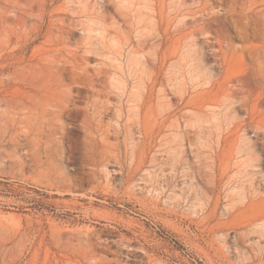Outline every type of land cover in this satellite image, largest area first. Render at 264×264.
I'll list each match as a JSON object with an SVG mask.
<instances>
[{
  "label": "rangeland",
  "instance_id": "374dc122",
  "mask_svg": "<svg viewBox=\"0 0 264 264\" xmlns=\"http://www.w3.org/2000/svg\"><path fill=\"white\" fill-rule=\"evenodd\" d=\"M245 1L209 0L207 13L221 15L220 21L206 17L211 35L196 33L212 75L232 76L234 83L243 76L254 91L243 101L238 90L232 98L238 109L230 112L224 99L203 107L192 100L202 87L182 60L193 52L190 43L182 39L181 51L173 53L176 25L186 19L191 30L193 16L201 17L200 0H0V80L58 56L60 72L48 71L44 81L58 90L59 103L51 102L66 108L40 144L7 119L12 88L0 81V264L239 262L230 248L235 231L229 228L224 241L214 224L232 201L233 185L255 169L245 149L254 146L264 158V101L257 95L264 89L255 83L264 72L252 56L220 69L209 45L221 30L236 47L258 43L251 27L249 37L241 33ZM141 54L152 58L148 70L157 81L149 102L140 97L148 78ZM10 57L21 62L10 65ZM181 85L189 89L182 100L172 91ZM165 91L173 96L169 108L159 97ZM106 102L109 109L99 112ZM218 197L217 216L208 220L203 207H214ZM67 225L95 229L91 255L74 253L76 241L58 240L57 228ZM121 236L134 244L126 247Z\"/></svg>",
  "mask_w": 264,
  "mask_h": 264
},
{
  "label": "bare ground",
  "instance_id": "6f19581e",
  "mask_svg": "<svg viewBox=\"0 0 264 264\" xmlns=\"http://www.w3.org/2000/svg\"><path fill=\"white\" fill-rule=\"evenodd\" d=\"M208 1L209 0H200L202 5L200 9L198 8V10L201 13V17L195 16L194 18L193 16L192 19L194 20L192 22L193 25H192L191 30L186 31L187 29L185 27L187 26L186 19L181 20L180 18L181 20L180 22L182 25L179 22L181 26L177 24L175 27V31H176L175 34H177V31H178L180 37L174 41L173 53H176V51H179L182 48V41H181L182 39L187 40L188 44L190 43L189 45L192 50H190L188 47V51L190 50L193 52L186 54L187 56L182 57L183 58L182 60L187 61V64L190 70L189 72L191 74H196V72L198 73V75H196L195 77V80L197 81L196 86L202 87L201 90L198 88H195V89L200 90V92L192 97L193 101H196V102L200 101L201 103L199 104H202L201 107H203V105L205 104H208L209 106H215V104H217L218 102L220 103V101L224 99V101L229 102V104H227V107H228L227 109L230 112H234L238 108L233 104L232 100L234 99L236 93H238V90H243L245 92V98L242 96L244 98L243 101L247 99L246 97L248 98L251 97L254 91L253 89H249V87H246V84H245L246 82H244V80L242 79L243 76L237 79L239 81V82L237 81L238 83L233 82L232 76L225 77L223 75L224 76L223 80H221L220 77L218 76L215 77V75H212L211 69L213 68L208 67L207 63L204 62V58H205V52L203 51L204 47L198 46L197 44L198 38L196 37L198 35H196V33L199 31L200 33L203 34L208 31L210 32L212 30L210 26L206 24V17H208V19L211 18V21L215 23L219 22L221 18V15L214 13V11L211 13L210 12L207 13L206 4L208 3ZM195 2L197 3V1ZM245 2H247V8L245 9L243 7L245 5H243L242 7H243V10H246L245 19L247 18V23H246L247 25L245 26L243 31L241 30L240 31L242 35L249 37V28L251 27L252 30H250V32H252V35L253 37L256 38V40L258 39V43H252L253 42L252 41L251 43L245 46L236 47L233 44H230L231 42L229 43L226 40L227 39L226 34L221 33V32H224L223 30H221L220 33H217L218 36L214 35L216 43L214 42L213 44H210L209 46H211V48L213 47L214 52L213 51L211 52H213V54L215 55L216 63L220 66V69L226 70L231 62L237 61V59H240V60L243 59L245 61V56L248 58L252 56L253 59L254 57L257 59L260 65L259 67H262V69L260 68L261 70L260 74L261 73L263 74L264 72V0H246ZM245 2L243 4H246ZM260 5H262V7L259 8ZM196 12H193V15L194 13L196 14ZM231 13L233 14L232 10H231ZM208 15H211V17H209ZM169 25H171V22ZM166 31H169V30H166ZM150 53L151 52H149V54ZM141 55L143 56L142 59L139 58V61L141 63L139 61L138 62L142 65V70L146 72L149 68V63L150 62L153 63V61L150 56H147L146 54L144 55L141 54ZM189 56H190V59H188ZM85 58L87 57L85 56ZM42 60L45 61V64L36 63L37 65L35 64L32 67L30 66L29 70H27L28 68L27 67L25 68V66L16 68L12 73H9L8 81H7L8 84L4 80H0L1 82L4 81V83H6L7 85H10L12 88V89L10 88L11 90H9V93L7 95L5 94L7 109H5L4 112L6 114L7 119L11 120L12 125L21 127L25 131L26 135L29 136L31 134H35V137L33 138L40 144H41L42 138H45V135H47V133H49L52 136L53 129L55 128L54 126V123L56 121L55 118L60 117L61 116L60 114H62V112L64 113L66 112L64 111L65 107H62V105L58 104L59 99L57 97H54L55 93H57L58 91L57 88L55 87V85L51 84L52 82L50 83L51 85L47 84L45 82L47 81V79L44 77L48 73V71H50L49 74L52 73L51 72L52 69L57 68L56 69L58 71L57 73H59L61 67L58 63L62 59L58 56H52V57L50 56V57H45ZM20 62H21L20 58L19 59L15 58V60H13V62H11L10 65H14L15 63H20ZM83 68H87V67H83ZM245 71L247 70H244V72ZM147 72H148V78L144 80L143 82V93L140 94L141 93L140 92L139 94H140V97L144 98L145 101L149 102L153 99L154 87H156L157 81L154 79L153 75L149 73L150 72L149 70ZM54 74H52V76ZM143 76L145 75L143 74ZM44 78L46 79L45 81H44ZM143 79L145 78L143 77ZM261 80H262L261 82L256 80L259 83H257L256 81L255 83L256 85H260L259 87L264 89V75L263 77H261ZM29 81H30V85H29L30 88H27V82L29 83ZM39 81L43 83H40ZM6 84H3V85H6ZM59 84H58L59 87L60 86L62 87L63 84L61 83ZM63 88L59 90V92L61 91L62 93H64L62 96L60 95L61 101L63 99L64 100L66 99L65 92H63L66 89L63 90ZM187 89L188 87L186 88L185 85H181L178 87L176 86L175 88L172 89V91L178 95L177 98L182 100L185 98L184 93L187 91ZM257 95L260 97V100L264 101V90L260 91ZM159 97L162 100L161 103L164 104V107L168 105V108H169V106L173 104L172 103L173 96H171L169 92L167 93L165 91L164 93L159 94ZM55 98H56V102H58L57 104H53L55 102L54 101ZM101 105H102L101 108L98 110L99 112L106 111L109 109L107 102ZM53 107H56V108L53 109ZM212 111L216 112L217 109H212ZM261 111H258V112H261ZM226 112L228 111L226 110ZM47 137L50 138L49 136ZM51 138L54 139L53 137ZM43 141L45 142L44 146L47 150L51 151L52 148L54 149L53 147L54 142L52 143V140L50 142L48 140L45 141L43 139ZM255 149L256 148L254 146L253 147L251 146L245 149V152L249 154L248 159L252 162V165L255 167L254 171H252V175L247 180L237 182V184L233 185V189H232L233 193L228 195L230 197V200L232 201L229 204H227L226 207L224 208L221 214L222 219L221 218L218 219L216 224H214L217 230L222 232L221 234H224L222 237L224 241H226V239L230 235L228 233L229 228H233V230L235 231V234L233 235V238H232L233 245H231L230 248L232 249L234 253L237 254L239 262L234 263V264H264V158H261L260 155L256 153ZM263 151H264V148H263ZM46 153H49V152L46 151ZM49 155H51V153H49ZM58 188L61 190H67V191L71 190L70 188H65V189H62V187H58ZM220 200L222 199L218 197L215 206L212 208L210 206L208 208L203 207V210L207 209L208 211L206 212L207 215H205L206 219L213 220V218L217 216V213L220 209L219 207ZM88 215H90V212H88ZM213 226L212 228H214ZM57 231H58L57 238L63 244H65L66 242H69V243H72L74 241L77 242L78 245L77 246L74 245L75 247L74 253L77 252L79 255H81L80 257L86 258L94 252V248H95L94 244H96L93 241L95 234H96L94 228L67 225L66 227L62 226V227L57 228ZM121 239H122L123 244L126 247H131L134 244L132 239L126 238L125 236H121ZM138 249L144 250L143 247H140ZM128 254L133 255V253L131 254L130 252H128ZM69 258L71 259V256H69ZM102 262L103 260L99 259V261H96L95 264H100Z\"/></svg>",
  "mask_w": 264,
  "mask_h": 264
}]
</instances>
